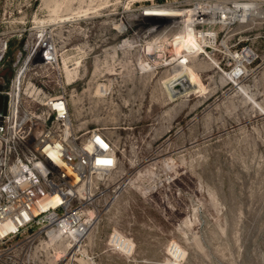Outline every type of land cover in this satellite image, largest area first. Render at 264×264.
<instances>
[{
    "label": "rangeland",
    "instance_id": "rangeland-1",
    "mask_svg": "<svg viewBox=\"0 0 264 264\" xmlns=\"http://www.w3.org/2000/svg\"><path fill=\"white\" fill-rule=\"evenodd\" d=\"M201 1L0 0V61L33 47L68 49L75 124L114 139L120 165L108 183L134 178L116 203L98 201L71 257L59 243L41 255L44 239L23 235L0 247V264H264V0H206L230 10L252 3L255 14L224 29L209 56L188 52L198 93L169 99L164 83L184 58L175 49L171 62L146 55L158 40L145 11ZM56 70L40 73L52 92Z\"/></svg>",
    "mask_w": 264,
    "mask_h": 264
},
{
    "label": "built area",
    "instance_id": "built-area-1",
    "mask_svg": "<svg viewBox=\"0 0 264 264\" xmlns=\"http://www.w3.org/2000/svg\"><path fill=\"white\" fill-rule=\"evenodd\" d=\"M214 5L222 7L219 1L206 0L189 9L155 7L187 15L188 10H203L191 22L190 14L155 20L154 29L148 30L158 40L153 45L170 49L162 62L176 59L169 60L171 53L190 33L197 37V47H210L206 49L208 53H203L206 56L224 45L223 30L240 22L241 16L228 22L225 14L218 15L214 22L206 23L205 18L212 14L204 8ZM239 5L233 10L222 8L232 13ZM63 49L33 47L21 57L0 61V84L4 87L0 94L7 97L6 114L0 112V247L26 235L34 241L44 239L39 242L41 255L50 245L59 243L56 250L71 257L96 222L98 201L105 196L106 206L116 203L134 178L126 173L108 183V178L116 177L120 165L114 139L100 129L75 124L72 96L66 90L77 78L71 83L66 78L68 65L64 57L68 49ZM1 51L6 53L8 47ZM195 53L202 55L197 50ZM54 66L57 92L50 91L40 77L43 69ZM8 67L13 75L4 79L1 73ZM51 233L58 236L55 241L51 240ZM49 258L53 256L49 254Z\"/></svg>",
    "mask_w": 264,
    "mask_h": 264
},
{
    "label": "bare ground",
    "instance_id": "bare-ground-1",
    "mask_svg": "<svg viewBox=\"0 0 264 264\" xmlns=\"http://www.w3.org/2000/svg\"><path fill=\"white\" fill-rule=\"evenodd\" d=\"M200 8H204V6L200 7ZM255 8V5L252 3L249 4H244V5H240L238 6V9L234 12H229V10L220 7L219 5H214L211 7H207L204 8L206 10V12H211L212 15L207 16L205 18V22L206 23H212L215 21V19L217 18V16H222L223 14H225V17L229 20L236 18L237 16H241L242 18H247V16L251 15V13L255 14V10L253 12L250 13V11H252V9ZM201 11H203L202 9L196 8L195 10H188L186 12H188L190 14L189 18V22L192 21L193 16L195 14H199L202 15ZM148 14H143L144 18H146V20L148 21H155L157 19H172L171 17H177L176 19H179L180 17H187L188 15L182 14L180 13V11H172L170 8H165V9H157V8H150L147 11ZM230 22V21H228ZM120 30L121 32H125V27L120 26ZM123 46H127V42L125 41L123 44ZM198 46V41H197V37H195L194 35H192L191 33L188 35V37L186 38L185 42H183L182 44H178L175 47V50L177 51V55L181 56V58H184L182 61L180 59H177L176 61V75L167 80L164 84H165V89L167 92V95L169 97V99L173 100L174 97H179V96H183L186 94H195L198 93L200 91V88L198 87L195 79L193 78V76L190 73V69L188 68V66L185 64L186 62V56H188V52L191 50H197L200 54H203L204 52H206L207 48L209 49L210 47H207L206 49L204 47H197ZM118 49L120 50H124V47H119ZM166 49V48H165ZM159 50V52H158ZM170 51V49H169ZM159 53V54H158ZM176 54V52H175ZM146 55L147 56H152L154 57V59H159L161 62L162 60L166 57L167 55V51H165L163 49V47H155L154 45H149L146 48ZM177 57V56H176ZM175 57V58H176ZM242 57V56H241ZM250 57L249 53H245L243 56V59H248ZM166 61H168V59H166ZM174 61V60H173ZM172 64V63H171ZM180 83H182V85L179 84H175L176 80L178 82V80H180ZM175 81V82H174ZM188 86L185 88V86L183 85H187ZM106 89L105 86H99L97 93L100 95H105L106 94ZM91 215H93V213H91ZM52 240H55L58 236L54 235L53 233L49 234ZM120 245H122L123 247H125V241H122V239L119 240L118 242ZM129 249V248H128ZM175 253V252H174Z\"/></svg>",
    "mask_w": 264,
    "mask_h": 264
},
{
    "label": "water",
    "instance_id": "water-1",
    "mask_svg": "<svg viewBox=\"0 0 264 264\" xmlns=\"http://www.w3.org/2000/svg\"><path fill=\"white\" fill-rule=\"evenodd\" d=\"M13 75V71L10 67L6 68L2 73L1 77L4 79H10ZM3 85L0 84V93L3 92ZM7 110V97L0 94V112L6 114Z\"/></svg>",
    "mask_w": 264,
    "mask_h": 264
},
{
    "label": "crops",
    "instance_id": "crops-1",
    "mask_svg": "<svg viewBox=\"0 0 264 264\" xmlns=\"http://www.w3.org/2000/svg\"><path fill=\"white\" fill-rule=\"evenodd\" d=\"M71 114H72V112H71ZM73 116V115H72Z\"/></svg>",
    "mask_w": 264,
    "mask_h": 264
}]
</instances>
